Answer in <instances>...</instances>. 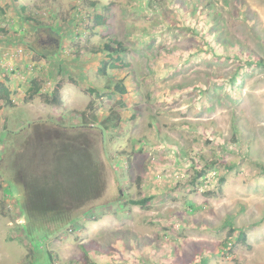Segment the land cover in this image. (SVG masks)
<instances>
[{
	"label": "rangeland",
	"instance_id": "rangeland-1",
	"mask_svg": "<svg viewBox=\"0 0 264 264\" xmlns=\"http://www.w3.org/2000/svg\"><path fill=\"white\" fill-rule=\"evenodd\" d=\"M90 1L108 7L106 27L96 26L91 32L85 29L92 22L91 12L86 18L90 9L82 7L84 0H0V29L7 31L0 32V80L18 70L10 71L4 54L15 46L24 59L28 56L35 63L30 65L33 70L42 60L30 46L42 52L67 42L60 52L67 57L79 52L78 59L85 57L89 62L77 79L79 84L73 86L83 92L75 93L69 105L62 104L54 112L52 105L35 96L19 106L3 105L0 111V264H77L82 245L97 253L112 234L122 237L126 232L135 241L159 244L177 263L204 259L206 264H264V70L251 72L237 91L222 92L216 76H230L235 66L207 69L201 63L209 55L205 51L186 62L188 50L198 52L199 39L183 44L171 36L174 30L157 37L144 35L154 26L153 13L143 11L147 9L144 0H85ZM162 1L171 8L173 0ZM241 1L248 22L254 19L257 32L264 36V0ZM21 6L31 10L23 12ZM173 8L177 10L178 5ZM31 15L44 22L37 25V31L35 22L27 19ZM73 15L84 18L79 29L71 22ZM228 22L229 30L255 49L245 20L230 17ZM47 26L59 32L60 42ZM66 26L69 39H62L61 29ZM108 36H117L126 47L121 56L126 66L115 70L117 79L125 83L130 79L135 86L123 95H102L101 100L96 92H104L105 80L88 49ZM68 67L75 69L71 63ZM68 77L61 80L75 82ZM178 85L182 88H174ZM112 106L121 122L102 137L110 161L102 158L107 166L104 195L75 213V219L61 229L47 235L35 230L29 234L21 208L23 190L16 184V177L26 170L13 168L2 156L6 146L17 150L28 136L35 135V127L43 126V130L66 119L71 121L63 124H76L73 121L77 114L81 121V111H85L86 123L92 113L103 119ZM232 134L238 136V144H233ZM122 150L126 153L120 156ZM217 157L219 161L211 164ZM206 164L209 168L203 178L194 181L195 169ZM144 196L152 197L145 206L130 203ZM229 227L237 229L234 236L239 231L246 236L239 240L233 236L224 247L221 243ZM96 243L100 248L90 246ZM133 253L141 255L139 250Z\"/></svg>",
	"mask_w": 264,
	"mask_h": 264
},
{
	"label": "trees",
	"instance_id": "trees-1",
	"mask_svg": "<svg viewBox=\"0 0 264 264\" xmlns=\"http://www.w3.org/2000/svg\"><path fill=\"white\" fill-rule=\"evenodd\" d=\"M144 1L147 9L144 8L143 11L148 12L147 10H149L153 13L152 17L154 18V26L148 32H143L144 35L157 37L165 34L167 30H174L171 36L174 40L180 39L183 44H190L193 43L194 39H199L197 40L200 47L198 52L188 50L186 52V62L199 58V53L205 51L209 54L201 62L205 68L235 66L233 72L229 73L230 76L228 74L216 76L219 78L218 84L221 85L219 90L222 92L229 90V93H233L237 91L243 86L244 80L249 77L251 72L264 70V36L257 32L254 19H249L250 23L248 22L247 11L242 8L241 0H220L219 3L216 0H173L171 8H166V4L162 0ZM215 3L217 4L216 8ZM175 5H178L177 10L172 9ZM82 7L90 9L87 11L86 18L89 19V13L91 12L92 25L85 28L87 31L91 32L96 26L106 27L107 16L105 12L108 10L107 6L97 7L96 2L90 1L87 4L84 0ZM225 8H227L225 14L228 16L222 14V9ZM21 9L23 12L31 10L26 6H21ZM172 10L175 11L171 12ZM76 15H73L71 22L76 29H79L84 18L78 19ZM230 17L245 20L246 25L249 27L247 34L255 41V49L250 48L247 43L237 38L229 30L228 18ZM27 19L35 22L33 25H35L34 29L36 31L37 25L44 23L43 20L33 15L28 16ZM200 22L202 24H199ZM47 29L51 32V35H56L60 42L59 32L53 29L55 31L53 33L50 26H47ZM0 32L7 33L4 28H1ZM61 48L60 42L53 50L50 46L42 52L37 51L33 46H30L29 49L39 59L47 61L56 55L58 56L61 53ZM88 52L93 54L91 59L100 56L97 72L105 80V84L101 88L104 89V92L101 95L96 92L95 88H88L89 92H96V96H100L102 100V95L107 98H111V95L114 94L123 95L128 91V87L135 86L134 83L131 84L130 79V83L118 80V76L114 73L116 69L126 66V64H122L121 58L122 54L126 52L123 40L117 38V36H108L107 39L103 40V43L98 42L88 49ZM77 55H79V52H76L75 56L78 57ZM183 68L184 66L180 70ZM9 77L5 74L4 79L0 80V111L3 105H13L10 83L7 82L10 80ZM43 85V79L31 78L27 82L28 87L24 92L23 100L39 96L46 104L60 105V82L54 83L51 89L44 92H42ZM174 88H182V85ZM176 94L177 92H175ZM232 101L235 100L232 99ZM117 103H122V101L119 100ZM113 107L109 108L110 113L103 119L98 120L95 113L90 114L89 123H86L85 111H81L79 112L81 121L77 124L65 125L60 120L57 121L58 123L52 124L51 127L44 126L43 130L41 128L43 126L35 127V135L28 136L27 141L22 143L17 150L15 149L16 151L13 150V145L6 146V153L4 152L2 156H6V160L9 161L10 165L13 163V168L14 166L18 169L25 167L24 170H26L25 174L16 177L19 180L18 182L14 181L23 190L21 208L26 216L25 229L29 234H32L35 230L41 232V235H47V233H53L61 229L62 226L71 223L83 207L89 206L104 195L107 186V166L102 158L105 157L108 163L110 161L105 154V146L101 144L102 137L106 130L116 127L121 122L120 113ZM234 134L231 135V140L235 145L239 143V140L238 136H234ZM120 152V156L126 153L124 150ZM219 159L217 157V160L211 162V164H216L215 162ZM122 163V160L119 159L118 164ZM207 167L209 168V164L198 170L194 168L196 171L194 181L200 177L203 178ZM227 167L229 168L230 165ZM219 180L223 181V178L221 177ZM151 199V196H144L138 200H130V203L145 206ZM236 231V228L229 227L228 236L221 243L224 247L234 237L237 240L245 239L246 235L243 231H239L234 236ZM118 236V233L112 234L113 238L103 247V250L99 249L97 253L89 251L82 245L81 258L77 261V264H182V262H176L173 254L169 256L166 250L163 253V250L159 248L160 245L152 240L143 242L136 240V242L127 232L123 234V238ZM131 239L135 244L130 242ZM90 246L100 248L97 243ZM137 250L141 252L140 256L133 253ZM47 255L50 256V252H47ZM102 256H104L103 259ZM200 262L206 264L204 259L195 264H200ZM72 263L74 262L71 261L66 264Z\"/></svg>",
	"mask_w": 264,
	"mask_h": 264
},
{
	"label": "crops",
	"instance_id": "crops-1",
	"mask_svg": "<svg viewBox=\"0 0 264 264\" xmlns=\"http://www.w3.org/2000/svg\"><path fill=\"white\" fill-rule=\"evenodd\" d=\"M69 29L70 28H68L67 26L65 27V29H61L62 39H69L68 37H66ZM61 46L62 48H65L67 46V42H63ZM19 50L21 49L18 48V46H15L4 52L6 61L10 67V71H13V69H18L10 76V80L8 82L10 83V90L12 92L11 99L13 103H16L19 106L24 102V92L28 87L27 82L33 77H38L44 80V87L42 86V92L51 89L54 83L60 82L61 103L58 106L52 105V107H54L55 109L54 112L62 104H65L66 106L69 105L75 99V93L83 92V90H80V86H73L74 84H79L77 79L82 78L80 76L85 72V69H83V67H88L89 62L87 61V59H85V57H81L80 59H78L79 57L75 56L67 57L64 53L61 52L58 56L56 55L55 57L50 58L47 61L37 62L39 65L36 66L33 70L30 65H34L35 63L28 61V56L24 59L21 53L19 54ZM63 52H65V50H63ZM99 57H94L91 61H98ZM70 63L75 65L74 70H69L70 67H68V65ZM23 68L28 69V71H24ZM65 76H69L68 78L70 79V81L75 82L68 84L67 81H62L61 79H63ZM47 83L49 84L48 86ZM77 89H79V91H77ZM14 99H16V101ZM76 117L77 118L73 122L77 124L79 123V115L77 114ZM62 121L71 120L66 119Z\"/></svg>",
	"mask_w": 264,
	"mask_h": 264
}]
</instances>
